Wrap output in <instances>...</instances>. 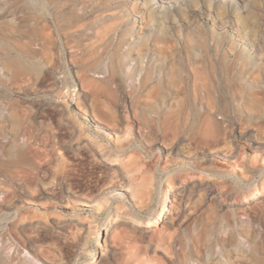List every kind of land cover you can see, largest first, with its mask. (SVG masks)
<instances>
[{
    "label": "rangeland",
    "instance_id": "1",
    "mask_svg": "<svg viewBox=\"0 0 264 264\" xmlns=\"http://www.w3.org/2000/svg\"><path fill=\"white\" fill-rule=\"evenodd\" d=\"M178 1L0 0V264H264V0Z\"/></svg>",
    "mask_w": 264,
    "mask_h": 264
},
{
    "label": "bare ground",
    "instance_id": "2",
    "mask_svg": "<svg viewBox=\"0 0 264 264\" xmlns=\"http://www.w3.org/2000/svg\"><path fill=\"white\" fill-rule=\"evenodd\" d=\"M157 2V1H156ZM165 3H174L176 4L177 6L181 5L180 2L178 0H162V6H164ZM182 6V5H181ZM172 8V7H171ZM163 9V8H162ZM83 113L87 114V110L86 109H81ZM110 130L112 131H115L116 135H118L117 133V129L115 126H111L109 128ZM243 130V131H242ZM241 132H240V138L239 140H230L228 144L227 142V146L225 148H223L222 150H220L222 152V156H219V157H233L235 158V161L236 164L238 165V169L239 170H243L244 169V165H245V162L240 158L242 154L239 153V145H240V142H246L249 147L255 149L256 151H260V150H264V131L263 132H252L251 130L249 129H242ZM230 139H231V136H230ZM205 140V139H204ZM162 151H163V148H162ZM165 152L169 153L171 152L169 149H166L164 150ZM190 151V150H189ZM191 152H185L182 154V158L180 159V163L182 165V167H186L188 165V163L190 162V158L192 157L191 155ZM220 152V153H221ZM179 158V157H178ZM227 159V158H226ZM229 161V160H228ZM180 165V166H181ZM181 167V168H182ZM233 167V165H232ZM170 169V168H169ZM164 173H170V171L172 170H167L166 168H163L161 169ZM185 170V169H184ZM237 170V169H236ZM161 171V172H162ZM247 171V170H246ZM234 173V172H233ZM264 177V166H263V169H262V173H261ZM248 176V175H247ZM236 177V176H234ZM244 177H245V174H244ZM243 178V177H242ZM181 179V178H180ZM246 179V178H245ZM263 179V178H262ZM242 180V179H241ZM174 181H175V178L173 176H170V178L168 177V184L169 185H172L173 188L174 187ZM179 181V180H178ZM264 182V181H263ZM185 183V182H184ZM160 184V183H159ZM176 186V184H175ZM184 186V185H183ZM179 187V186H177ZM176 187V188H177ZM187 188V187H186ZM171 189V188H170ZM160 190V189H159ZM262 191H264L262 189ZM261 191V192H262ZM184 192V191H183ZM161 193V192H160ZM123 194V193H122ZM175 194V193H174ZM213 194H214V191H213ZM125 195V194H123ZM215 195V194H214ZM264 195V194H263ZM175 197V195H172ZM121 198V197H120ZM173 198V197H172ZM264 198V197H263ZM171 199V198H170ZM226 199V198H225ZM228 200V199H227ZM258 200V199H257ZM261 201V200H260ZM169 202H171V204H167L166 201H164V204L163 206L165 207V209H161L159 211L156 212V214H154V216L151 217V219L148 220L149 223L153 222V223H159V221L163 222L165 221L166 219H168L170 217V215L173 213V210H174V198L172 199V201L169 200ZM233 203V202H232ZM248 203V202H247ZM177 204V203H176ZM94 205L95 206H100L99 202H94ZM168 206V207H166ZM176 208V207H175ZM166 210V211H165ZM137 215V214H136ZM174 217V216H173ZM180 219V218H179ZM138 222V221H137ZM28 248L32 249L33 250V247L31 245H28ZM27 249V248H26ZM29 249V252L31 251ZM28 250V249H27ZM34 251V250H33ZM32 253V252H30ZM33 257L34 259L36 260V262H38V264H47V259H45L41 254H33ZM30 261V260H29Z\"/></svg>",
    "mask_w": 264,
    "mask_h": 264
}]
</instances>
